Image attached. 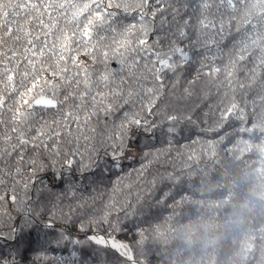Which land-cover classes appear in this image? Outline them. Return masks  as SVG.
Returning a JSON list of instances; mask_svg holds the SVG:
<instances>
[{"label":"snow or ice","instance_id":"6c2138e0","mask_svg":"<svg viewBox=\"0 0 264 264\" xmlns=\"http://www.w3.org/2000/svg\"><path fill=\"white\" fill-rule=\"evenodd\" d=\"M12 7L35 9L37 15L26 23L38 20L45 31L34 35L28 28L20 29L27 38L23 56L12 49L0 52V56L4 57L0 60L3 65L0 77H4L0 79V86L7 84L9 93L16 96L13 109L9 106V95L0 92V116L4 112L10 113L12 125L10 128L0 127V133H7L0 134V143L4 145L0 147V202H4L8 195L2 191L6 177H12L19 184L17 177L27 175L37 178L38 173L47 175L51 171L53 182L49 185L40 180L43 187L35 188L33 195L37 203L45 194L58 200L61 193L53 190L60 187L72 189L81 181L84 172L95 174L121 169L124 160L132 159L128 154L139 149L142 138L151 139L158 134L175 136L183 131L179 127L181 124H195L193 115L196 108H190L188 102L194 95L192 86L197 83L198 77L186 81L189 87L183 89L182 95H172L170 98L168 95L169 74L179 84L187 67L195 63L194 56L212 60L211 66L201 61L199 71L209 68L203 74L214 78L224 72L229 86L234 83L238 66L251 63L254 54H259L257 66H264V35L259 34V29L264 26V0H39L38 3L28 0L21 4L2 0L0 9H3V17L9 16L7 9ZM41 8L49 16L54 11L61 16L67 15L69 23L75 25L74 30L57 31L55 22L49 27L42 18L44 13L40 11ZM113 9L135 13L139 21L127 25L119 33L120 39L104 44L105 37L100 32L106 29L114 33L117 31L112 27L117 22ZM237 13H242L243 22L233 28L232 25L237 23ZM225 14H231L227 26L217 21V17L223 19ZM10 23L5 19L4 24L0 25V28L6 29L3 37H0V45L6 38L12 37L14 29L9 26ZM158 32L162 35H157L154 41L148 39L150 34ZM217 34L220 40L216 39ZM14 39L19 41L21 37L16 35ZM97 52L103 57L105 66V71L99 74L89 70V61L96 62ZM225 55L229 56L227 64L223 68L215 66V61L223 62ZM49 56L53 58L55 68L43 62V58ZM109 60L116 66L108 67ZM9 62L14 68L24 63L31 69L20 73L23 77L20 83L29 82L26 91L21 92L17 87L16 72L9 67ZM72 68L78 71H72ZM250 75L255 84L261 73L253 68ZM149 79L154 82L153 87L144 86V81ZM239 86L241 89L245 87L243 84ZM261 104H264V95L243 108L232 103L221 110L219 118L223 121L234 118L237 123L252 124L253 119L247 113H255ZM37 108L55 110L60 118L51 123L41 122L37 120ZM113 115L119 117L120 123L115 125L114 132L105 135L109 129V117ZM101 117L105 123L98 127ZM94 118L98 126H91ZM4 124V120L0 119V126ZM88 132L92 135H87ZM97 138L98 143L106 144V147L101 149L90 144ZM86 144L89 147L85 152L82 147ZM85 156L87 164H83ZM52 157L63 158L61 170H56ZM13 159L16 165L14 169L11 167ZM63 169H67V172ZM77 170L81 172L80 176L76 175ZM185 178V175L173 173L164 177L172 186L180 184ZM35 182V179H30L24 185L25 195L19 202L14 188L8 197L11 203H18L23 209L20 222L14 229L15 239L45 230L46 236L49 232L55 233L48 242L56 247L97 246L87 258L73 248L69 252V264H93L94 261L96 264H109V254L129 264H136L130 246L116 241L112 236V232L122 231V228L108 219L110 214L95 221L97 225L107 224V234L101 236L93 232L87 234L84 241L73 238L63 230L56 233L53 223L42 222L39 219L41 213L33 212L32 196L28 195ZM164 187L154 197L157 202H163L170 196ZM142 204V200L137 201L136 206L129 204L131 211L126 212V216L135 220V213ZM132 226L136 227L134 223ZM79 230L84 232L85 226L81 224ZM8 255L11 259L7 264H19L14 254ZM0 264H6L3 253H0Z\"/></svg>","mask_w":264,"mask_h":264},{"label":"trees","instance_id":"16d2710c","mask_svg":"<svg viewBox=\"0 0 264 264\" xmlns=\"http://www.w3.org/2000/svg\"><path fill=\"white\" fill-rule=\"evenodd\" d=\"M11 2L21 4L28 0ZM31 2L38 3L39 0ZM7 11L9 16L5 18L2 15L3 9H0V25L7 19L14 32L12 37L6 38L0 45V52L12 49L23 56L27 38L20 29L28 28L34 35L45 29L35 19L26 23L37 15L35 9L12 7ZM40 11L44 13L42 18L49 27L55 22L57 31L74 30L75 25L69 23L67 15L61 16L58 11H54L49 16L43 8ZM113 11L116 12L117 22L112 27L117 31L114 33L106 29L100 32L105 37L104 44L120 39L119 33L127 25L137 24L139 21L135 13L128 14L123 9ZM230 15L225 14L223 19L217 17V21L227 26ZM236 15L237 23L232 25L233 28L243 22L242 13ZM4 31L5 28H0V37H3ZM259 34L264 35V26L259 29ZM16 35H20L19 41L14 39ZM157 35L162 33L150 34L148 39L154 41ZM216 39L220 40L218 34ZM227 51L226 48L225 52ZM8 54L11 55L10 52ZM96 56L95 63L89 61V70L99 74L105 71V66L99 52ZM3 59L0 56V60ZM193 59L195 63L187 67L179 84L169 74L168 95L169 98L172 95H182L183 89L189 87L186 81L198 77L197 83L192 86L194 95L188 102L190 108H196L193 115L195 124H181L179 127L183 131L175 136L158 134L151 139L142 138L139 149L128 154L132 159L124 160L121 169L95 174L84 172L81 181L72 189L60 187L53 190L61 193L58 200L45 194L37 203L33 195L35 188L43 187L40 180L49 185L53 182L51 171L47 175L38 173L37 178L27 175L17 177L19 184L12 177H6V185L2 191L8 195L4 202H0V253L5 255L6 264L11 259L9 253L16 256L19 264H69V252L73 248L87 258L91 250L97 247L94 244L56 247L48 242L55 233L49 232L46 236L45 230H40L39 234L34 231L31 235L15 239L14 229L20 222L23 209L18 203H11L8 197L14 188L19 202L25 195L24 185L30 179L36 181L34 188L28 192L32 196L31 207L34 213H41L39 219L42 222L53 223L56 233L63 230L73 238L84 241L85 236L94 231L104 236L107 234V224L97 225L95 221L110 214L108 219L122 228V231L112 232V236L116 241L130 246L136 264H264V104L259 105L255 113H247L253 119L252 124L237 123L234 118L228 121L219 118L221 110L232 103L243 108L245 104L264 95V66H257L259 54H254L251 63L238 66L234 83L229 86L224 72L214 78L203 74L209 68L199 71L201 61L211 66L212 60H203L202 56H194ZM17 60H20V56ZM228 60L229 56L225 55L223 62L215 61V66L223 68ZM43 62L52 64L55 68L50 56L44 57ZM107 66L116 65L109 60ZM9 67L14 68L12 62H9ZM253 68L261 73L255 84L250 75ZM2 70L3 65L0 64V71ZM71 70L78 71L76 68ZM14 71L17 87L21 92L26 91L29 82L20 83L23 80L20 73L31 69L21 63ZM240 84L245 87L241 89ZM144 86L153 87L154 82L149 79L144 81ZM0 92L9 95V106L14 109L16 96L9 93L7 84L0 86ZM36 111L37 120L41 122L51 123L60 118L55 110L43 111L37 108ZM0 119L5 122L0 127L12 126L10 113L4 112ZM104 123L101 117L98 126L94 118L91 126L102 127ZM119 123L118 116H110L109 129L105 131V135L114 132L115 125ZM86 134L92 135L91 132ZM98 141L99 138L90 141V144L101 149L106 147V144H99ZM3 146L0 143V147ZM88 147L89 145H84L82 151L86 152ZM52 159L56 163V170H61L63 158ZM87 163L85 156L83 164ZM83 164L80 165L81 168ZM15 166L13 159L11 167L14 169ZM73 167L77 166L74 164ZM63 170L67 172V169ZM169 173L185 175L186 178L180 184L172 186L164 179ZM76 175L80 176L81 172L77 170ZM161 187L170 196L163 202H157L154 197ZM150 192L153 195H149ZM139 200L143 204L136 211L133 220L126 216V212L131 211L128 205L136 206ZM133 223L136 227L132 226ZM81 224L85 226L84 232L79 230ZM124 225L127 227H123ZM108 260L109 264H129L112 254H109Z\"/></svg>","mask_w":264,"mask_h":264},{"label":"rangeland","instance_id":"374dc122","mask_svg":"<svg viewBox=\"0 0 264 264\" xmlns=\"http://www.w3.org/2000/svg\"><path fill=\"white\" fill-rule=\"evenodd\" d=\"M95 232V231H94ZM91 233H93V232H91ZM96 233H98V232H96ZM99 235H100V233H98ZM102 235V234H101ZM104 236V235H103Z\"/></svg>","mask_w":264,"mask_h":264},{"label":"water","instance_id":"95a60500","mask_svg":"<svg viewBox=\"0 0 264 264\" xmlns=\"http://www.w3.org/2000/svg\"><path fill=\"white\" fill-rule=\"evenodd\" d=\"M101 235V234H100ZM101 236H103V235H101Z\"/></svg>","mask_w":264,"mask_h":264}]
</instances>
